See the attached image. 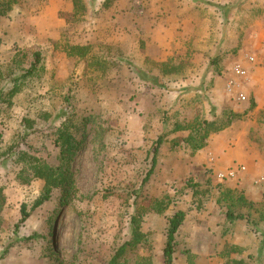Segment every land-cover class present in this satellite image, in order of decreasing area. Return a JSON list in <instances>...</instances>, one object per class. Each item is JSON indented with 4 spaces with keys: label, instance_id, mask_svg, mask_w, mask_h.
<instances>
[{
    "label": "rangeland",
    "instance_id": "1",
    "mask_svg": "<svg viewBox=\"0 0 264 264\" xmlns=\"http://www.w3.org/2000/svg\"><path fill=\"white\" fill-rule=\"evenodd\" d=\"M0 9L2 99L16 88L0 101V264H108L132 238L137 204L148 206V243L123 264H165L178 210L176 264H264V0H0ZM250 54L247 78L234 77ZM29 157L67 180L46 196ZM237 164L244 179L217 178Z\"/></svg>",
    "mask_w": 264,
    "mask_h": 264
},
{
    "label": "trees",
    "instance_id": "2",
    "mask_svg": "<svg viewBox=\"0 0 264 264\" xmlns=\"http://www.w3.org/2000/svg\"><path fill=\"white\" fill-rule=\"evenodd\" d=\"M5 11L0 9V16L5 15ZM41 62V56L39 53L35 54V60L32 63L31 69L28 71V73H32L34 69L40 64ZM16 92V88H13L7 93L8 99H2L3 98V91L0 90V101L8 102L11 95H14ZM66 135H63V138ZM62 137V136H60ZM59 137V138H60ZM70 136L68 137V139ZM60 140V139H59ZM161 141L159 140L158 143L155 145L154 148V154H153V166L157 162V155L159 152V147ZM62 154V160H66V158L70 155L66 153V149H61ZM29 169L33 175L34 178H40L45 181V195L48 196L51 194V192L57 188L62 186L65 183V180H67V177L64 173L59 172V170H55L52 167L45 166L41 164L39 161L33 159V157H29L28 160ZM153 169V168H152ZM152 169L149 171L148 175L146 176L144 182H146L152 172ZM0 195H2L0 191ZM1 197V196H0ZM3 200V197L1 198ZM4 202L0 203V226H1V210L3 207ZM151 207V206H150ZM153 209L157 213H162L166 208L167 204H165L164 200H156L152 204ZM148 206L144 204H137V207L135 209V214L131 218V240L126 241L121 246H119L115 253L110 258L108 264H123L122 261L126 258L129 251L132 250L133 247L138 246L142 242H144V245H147V235L142 232L141 230V220L142 215L145 213L144 211L147 210ZM23 214L24 218L21 219L20 223L25 220V218L28 216L23 208ZM228 216L232 219L234 218H242V215H235L232 213V209L229 208L228 210ZM186 219V213L182 210L176 211L172 216H170L167 220V240L164 246L163 254H164V261L165 264H176L175 263V250L177 246V233L180 229V227L183 225L184 221ZM140 264H152V261L149 257H142ZM236 264H243L242 261L236 262Z\"/></svg>",
    "mask_w": 264,
    "mask_h": 264
},
{
    "label": "built area",
    "instance_id": "3",
    "mask_svg": "<svg viewBox=\"0 0 264 264\" xmlns=\"http://www.w3.org/2000/svg\"><path fill=\"white\" fill-rule=\"evenodd\" d=\"M256 63V57L254 55H247L244 61H239L233 66V75L236 78L246 79L250 71L252 70L254 64ZM236 85L234 84L233 87ZM236 101H247V96L240 90L236 93ZM247 167L244 164H237L234 167H230L224 172H218L216 174L217 178L220 181H237L244 179L245 174L247 173ZM264 182V178L261 179Z\"/></svg>",
    "mask_w": 264,
    "mask_h": 264
}]
</instances>
